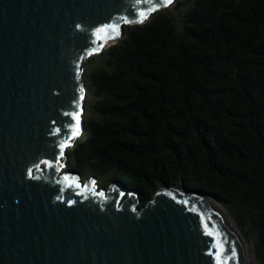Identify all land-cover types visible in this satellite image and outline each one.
Listing matches in <instances>:
<instances>
[{
	"label": "water",
	"instance_id": "obj_1",
	"mask_svg": "<svg viewBox=\"0 0 264 264\" xmlns=\"http://www.w3.org/2000/svg\"><path fill=\"white\" fill-rule=\"evenodd\" d=\"M174 2L0 0V264H217L221 242L223 264H248L205 192L163 183L141 206L121 180L68 165L86 132L85 63Z\"/></svg>",
	"mask_w": 264,
	"mask_h": 264
},
{
	"label": "trees",
	"instance_id": "obj_2",
	"mask_svg": "<svg viewBox=\"0 0 264 264\" xmlns=\"http://www.w3.org/2000/svg\"><path fill=\"white\" fill-rule=\"evenodd\" d=\"M89 59L85 180L214 197L264 264V0H176ZM248 240V239H247Z\"/></svg>",
	"mask_w": 264,
	"mask_h": 264
},
{
	"label": "snow or ice",
	"instance_id": "obj_3",
	"mask_svg": "<svg viewBox=\"0 0 264 264\" xmlns=\"http://www.w3.org/2000/svg\"><path fill=\"white\" fill-rule=\"evenodd\" d=\"M174 2V0H159V5H157L156 3H153L152 4V7L149 9V11H155L157 9L158 6H168V5H171L172 3ZM140 16L144 17V18H147V14L145 12H140L139 13ZM131 22V21H130ZM116 25H107V26H104L100 29L97 30L96 34L99 35L101 32H107V29L108 28H111L113 31L116 30ZM78 119V116L76 117ZM78 134V130L77 132L74 134L76 135ZM63 147V145L61 146ZM187 203V202H185ZM208 235H212V233H207ZM209 255H212V253H209ZM223 255V248H222V242H221V251L218 252V254H216V260H217V264H223V261L221 259ZM237 257V253H236V250L235 248H232L231 249V254H230V258H236Z\"/></svg>",
	"mask_w": 264,
	"mask_h": 264
},
{
	"label": "bare ground",
	"instance_id": "obj_4",
	"mask_svg": "<svg viewBox=\"0 0 264 264\" xmlns=\"http://www.w3.org/2000/svg\"><path fill=\"white\" fill-rule=\"evenodd\" d=\"M114 44V42H110V45ZM220 212H222V215L226 218V220L230 223V225L234 228V230L236 231L246 254L247 257V261L248 264H256L255 261V252L252 248V246H250L247 241L245 240L244 236L242 235V233L240 232L238 226L235 224V222L233 221V219L225 212L223 211L220 207H218Z\"/></svg>",
	"mask_w": 264,
	"mask_h": 264
},
{
	"label": "rangeland",
	"instance_id": "obj_5",
	"mask_svg": "<svg viewBox=\"0 0 264 264\" xmlns=\"http://www.w3.org/2000/svg\"><path fill=\"white\" fill-rule=\"evenodd\" d=\"M86 66H87V62L85 63V68H86ZM86 132H87V131H86ZM86 132H85L80 138L77 139V142L75 143V145H76L80 140H84V138H85V136H86ZM75 145H74V146H75ZM71 149H73V147H71ZM68 165H69V163H68ZM68 165H67V166H68ZM106 177H108V176H101V177H100L99 184H101V186L104 185V184H105V185H106V184L108 185V183L106 182V181H107V178H106ZM239 230H240V229H239ZM240 232H241V231H240ZM241 233H242V232H241ZM242 235H243V234H242ZM243 236H244V235H243ZM244 238H245V240L247 241V243H248L250 246H253V244H252V242H251V240H250L249 237L246 238V237L244 236ZM247 239H248V240H247ZM253 247H254V246H253ZM255 261H256V260H255Z\"/></svg>",
	"mask_w": 264,
	"mask_h": 264
}]
</instances>
